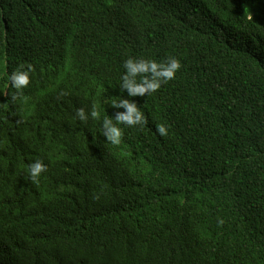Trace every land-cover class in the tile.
<instances>
[{
    "label": "trees",
    "instance_id": "16d2710c",
    "mask_svg": "<svg viewBox=\"0 0 264 264\" xmlns=\"http://www.w3.org/2000/svg\"><path fill=\"white\" fill-rule=\"evenodd\" d=\"M0 264H264V0H0Z\"/></svg>",
    "mask_w": 264,
    "mask_h": 264
},
{
    "label": "clouds",
    "instance_id": "9594fccd",
    "mask_svg": "<svg viewBox=\"0 0 264 264\" xmlns=\"http://www.w3.org/2000/svg\"><path fill=\"white\" fill-rule=\"evenodd\" d=\"M180 67V62L175 58L169 59L167 63L128 59L124 64L125 74L122 77L124 81L122 87L127 88L131 96L143 95L146 91L150 93L156 92L162 83H166L174 78ZM30 71L31 66L29 65L27 70L13 72L10 76L11 87L17 90L28 87L30 84ZM137 77L140 79L138 80ZM113 104L117 107L124 106L127 109L126 114H118L116 117L117 124L122 123L127 126H133L137 123L142 124L145 121L143 113L137 109L134 103L127 101L117 103L114 101ZM91 114L94 118L99 117L97 110H93ZM104 122L106 127H108V132L106 133L107 141L113 145H119L122 135L121 129L117 126H111L112 122L106 117ZM157 131L162 136L166 134V129L162 125L158 127ZM46 168L45 164L37 160V162L29 166L28 172L33 181H35L40 177L41 173L46 171Z\"/></svg>",
    "mask_w": 264,
    "mask_h": 264
}]
</instances>
